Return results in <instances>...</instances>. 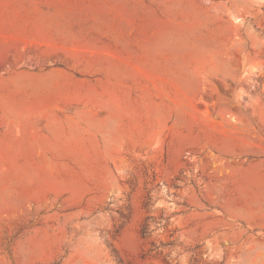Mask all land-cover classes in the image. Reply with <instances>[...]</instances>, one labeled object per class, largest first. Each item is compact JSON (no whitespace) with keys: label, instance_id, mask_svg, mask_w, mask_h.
Here are the masks:
<instances>
[{"label":"rangeland","instance_id":"1","mask_svg":"<svg viewBox=\"0 0 264 264\" xmlns=\"http://www.w3.org/2000/svg\"><path fill=\"white\" fill-rule=\"evenodd\" d=\"M0 264H264V0H0Z\"/></svg>","mask_w":264,"mask_h":264},{"label":"crops","instance_id":"2","mask_svg":"<svg viewBox=\"0 0 264 264\" xmlns=\"http://www.w3.org/2000/svg\"><path fill=\"white\" fill-rule=\"evenodd\" d=\"M27 118H28V119H32V118H29V117H23V118L21 117V119H27Z\"/></svg>","mask_w":264,"mask_h":264}]
</instances>
